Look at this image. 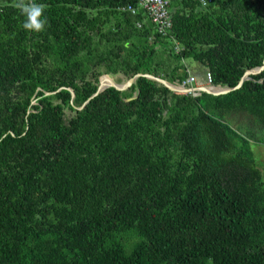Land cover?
I'll list each match as a JSON object with an SVG mask.
<instances>
[{"label": "trees", "instance_id": "trees-1", "mask_svg": "<svg viewBox=\"0 0 264 264\" xmlns=\"http://www.w3.org/2000/svg\"><path fill=\"white\" fill-rule=\"evenodd\" d=\"M32 2L39 32L0 0V264H264V69L221 95L140 76L87 101L104 74L180 85L187 59L235 86L263 62L264 0H173L166 34L138 0Z\"/></svg>", "mask_w": 264, "mask_h": 264}, {"label": "built area", "instance_id": "built-area-1", "mask_svg": "<svg viewBox=\"0 0 264 264\" xmlns=\"http://www.w3.org/2000/svg\"><path fill=\"white\" fill-rule=\"evenodd\" d=\"M172 1L173 0H138V8L144 11V13L154 25L155 30L160 34H166L171 26L168 6ZM195 1L199 2L202 6H206L210 2V0ZM122 9L129 11L132 14L137 11V8L131 4L123 6ZM174 48L175 50H178L177 44H174ZM180 85L185 88H189L186 93H191L192 95L199 93L197 88L202 86H213L211 84V77L208 72L205 73L204 84H197L196 77L193 74H189Z\"/></svg>", "mask_w": 264, "mask_h": 264}, {"label": "water", "instance_id": "water-1", "mask_svg": "<svg viewBox=\"0 0 264 264\" xmlns=\"http://www.w3.org/2000/svg\"><path fill=\"white\" fill-rule=\"evenodd\" d=\"M263 69H264V59H263V62H262V64L260 66L255 67V68L250 69V70H246L244 72V74L242 75V77L239 79L238 83L235 86H233V87L212 86V87L216 88L217 90H211L210 89L211 86H202V87L197 88V89H198L199 92H207V93H210L212 95L226 94V93H228V92H230L232 90H235V89L239 88L245 80L250 78L249 76H250L251 73L262 71ZM140 76H144L146 78H149V79H152L154 81H157L160 84L165 85L170 90H172L174 92H177V93L184 94V93H186L189 90V88H185V87H183L181 85H176V84L170 83L167 80H164V79H161L159 77H155V76H152V75H149V74L137 73L133 77L127 79L125 82H122V83H117L108 74H104V75H101L99 77L98 89L93 94L90 95V97L87 99V101L89 99H91L92 97L96 96L97 94L103 92L105 89H107L109 87H113V88H116L118 90H125L133 83V81L137 77H140ZM193 89H195V88H193ZM69 91L71 93V97H73L74 96L73 91L71 89H69ZM53 93L54 92H45V95H51Z\"/></svg>", "mask_w": 264, "mask_h": 264}, {"label": "rangeland", "instance_id": "rangeland-1", "mask_svg": "<svg viewBox=\"0 0 264 264\" xmlns=\"http://www.w3.org/2000/svg\"><path fill=\"white\" fill-rule=\"evenodd\" d=\"M186 63L189 66V70L194 71L195 73L196 72L200 73L201 83L204 84L205 83V74L202 70H200V66L196 62L192 61L191 59H187ZM195 73H193V74L196 76ZM112 79H113V77H112ZM234 118H237V121L234 120V123L236 122V125L234 126V128H236L242 134H244V135L249 134L250 136H252L254 138L259 137V135L264 136V134H262V133H260L259 135H257L255 133V131H257V127L253 126L252 123H250V122L243 123V122H246L245 121L246 118H244L242 116H235ZM237 122H239V123H237ZM250 147H251V151L253 152L256 163H257L259 169L261 170L262 174L264 175V145L256 144L255 142L251 141Z\"/></svg>", "mask_w": 264, "mask_h": 264}, {"label": "clouds", "instance_id": "clouds-1", "mask_svg": "<svg viewBox=\"0 0 264 264\" xmlns=\"http://www.w3.org/2000/svg\"><path fill=\"white\" fill-rule=\"evenodd\" d=\"M16 7L19 8L23 15L27 17L23 23V28L27 30L42 31L47 23L46 19H41L44 6L36 4L29 0L28 3H25L24 0H19V3L16 4Z\"/></svg>", "mask_w": 264, "mask_h": 264}, {"label": "crops", "instance_id": "crops-1", "mask_svg": "<svg viewBox=\"0 0 264 264\" xmlns=\"http://www.w3.org/2000/svg\"><path fill=\"white\" fill-rule=\"evenodd\" d=\"M190 72H191V74L195 73L194 71H191V70H190ZM195 74H196L197 84H201V83H199V81H198V80H199V77H198V76H199V75H198L199 73L196 72ZM193 75H194V74H193Z\"/></svg>", "mask_w": 264, "mask_h": 264}, {"label": "bare ground", "instance_id": "bare-ground-1", "mask_svg": "<svg viewBox=\"0 0 264 264\" xmlns=\"http://www.w3.org/2000/svg\"><path fill=\"white\" fill-rule=\"evenodd\" d=\"M210 89H211V90H217V89H216V88H214V87H211Z\"/></svg>", "mask_w": 264, "mask_h": 264}]
</instances>
